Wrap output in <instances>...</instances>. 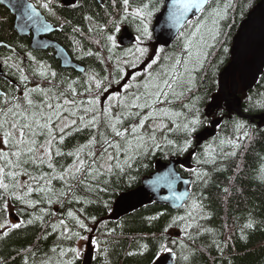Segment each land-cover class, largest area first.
Here are the masks:
<instances>
[{
	"label": "snow or ice",
	"instance_id": "1",
	"mask_svg": "<svg viewBox=\"0 0 264 264\" xmlns=\"http://www.w3.org/2000/svg\"><path fill=\"white\" fill-rule=\"evenodd\" d=\"M71 2L75 6V0ZM116 3L117 0H112L114 7ZM159 4L160 0H139L133 7L132 0H122L118 18L111 17L98 24L92 16H85L84 19L91 25L87 34L72 26V33L88 36L98 48L109 53L104 57L101 51L85 49L83 42L74 35L73 47L78 50V55L95 56L101 63L108 64L117 46L109 25L119 32L121 23H136V43L126 50L124 56L116 59L113 69L108 70L106 76L94 70L85 71L83 78L63 76L38 59L32 51L25 54L27 62L18 55L15 59L6 56L0 60V65L6 69L0 72V79L4 80L7 88L6 91L0 89V194H3L0 196L3 205L0 216L8 210V200L18 201L25 209H35L38 203H47L49 207L54 203L62 206L66 200L80 203V190L113 192L116 185L125 179L129 183L135 181L133 172H137L141 165L146 167L144 160L149 155L165 148L180 154L192 147L198 130L204 124L201 118L204 114L199 107L203 97L196 94L198 74L205 69L209 50L222 46L221 37L225 33L221 21L234 5L231 0L223 8L219 0H174V10L170 13L174 25L180 24L192 10L200 12L201 16L188 32L182 30L178 33L182 46L178 52L169 54L162 48L145 45V40L151 39L148 22L159 11ZM40 7L55 14L52 0H42ZM28 8L33 6L28 5ZM65 23L71 24L70 21ZM188 23L185 21V25ZM44 28L47 30V25ZM223 50L228 52L226 47ZM8 76L15 77V80L9 81ZM220 100L227 101V97L221 94L216 98L215 107L218 109ZM211 115L209 111L207 116ZM223 117L221 112L220 118ZM234 123L237 129L244 127L240 121ZM85 130L89 133L87 141L65 151L66 139ZM170 133L178 134L182 143L169 138ZM244 135L246 137L247 133ZM238 146V143L233 144V147ZM67 158H71L70 164L60 163ZM212 162L215 163V160ZM207 176V172L196 171L198 181L207 183ZM112 177L116 179L112 180ZM162 178L165 177L158 174L156 180ZM56 181L60 182L59 188L55 186ZM227 192L228 189H225ZM34 194L38 200L31 198ZM83 202L94 201L85 199ZM95 202L99 203V200ZM78 211L83 216L84 210ZM51 214L44 212V215ZM67 217L84 232L93 231L86 220L95 222L94 216L81 219L68 211ZM43 219V215L33 216L27 221L10 225L4 221L0 223V235L7 236L9 230L33 224L36 220L43 222ZM184 220L185 217L173 218L155 238L156 264H171L173 257L190 264L193 253L188 251L187 241H195V236L189 231L193 225L185 224L181 228L185 233L183 238H173L170 231ZM58 223L64 238L83 240L94 247L99 245V240H93L79 231L73 232L64 219ZM253 226L251 220L244 225L249 229ZM196 227L199 234V226ZM56 228L57 225H52L53 231ZM141 248L145 252L149 250L148 244H142ZM68 251L72 260L66 264H75L76 261L88 264L89 257L84 256L79 247ZM100 251L97 247V255ZM52 252H57V248H53ZM66 254L63 249L59 250L60 257ZM45 264H51V258Z\"/></svg>",
	"mask_w": 264,
	"mask_h": 264
},
{
	"label": "trees",
	"instance_id": "2",
	"mask_svg": "<svg viewBox=\"0 0 264 264\" xmlns=\"http://www.w3.org/2000/svg\"><path fill=\"white\" fill-rule=\"evenodd\" d=\"M259 1L231 0L234 6L228 10L226 18L221 21L225 33L221 37L223 44L209 50L210 55L205 69L198 74L196 94L203 97L199 107L204 114L201 117L204 119V124L197 134L209 127L208 123H205V116L209 113L206 107L213 103L214 95L219 97L218 77L230 62L232 38L240 23ZM227 2L228 0H219L222 8ZM87 11L88 14L101 17L100 7L91 1L88 9L72 13L69 21L78 27H83V16ZM200 16L201 14L191 20L183 31L188 32ZM182 43V38L177 37L169 50L172 53L178 52ZM225 47L228 48V52H224ZM52 65L55 69V64L52 63ZM7 78L10 81L15 80L12 76ZM239 95L242 100L243 114L263 115L264 71L251 91L244 93L240 90ZM221 112L225 116L214 138L197 149L196 139H194L192 147L185 153L177 154L165 148L154 155H149L144 160L146 167L141 165L137 172H133L136 176L135 181L129 183L125 179L116 185L113 192L90 193L80 190L78 192L82 201L80 203H69L66 200L62 206L54 203L51 207L47 203H38L35 209H25L24 205L18 201L8 200L9 208L3 216H0V223L11 219V215H16L19 221H27L33 216L41 215L44 219L43 222L36 220L33 224H25L19 229L9 230L7 236L0 235V264H25V262L45 264L50 258L51 264H58V262L66 264L67 261L72 260V254L68 251L70 248L79 247L84 254L82 245L85 241L75 238L66 239L61 235L58 223L60 219H64L73 232L79 231L85 236H91L93 240L100 241L98 246L92 245L94 252L92 264H105V258L107 264H153L156 261L154 253L157 248L155 238L159 237L163 228L176 217H185V220L170 230L173 238H183L185 233L181 231V228L185 224L193 225L189 231L195 236V241H187L188 251L193 253L190 264H264V180H262L264 177L262 172L264 170V125L252 124L233 114L226 115L222 104L217 112L219 114L212 111L211 116L220 118ZM235 121L242 122L244 127L237 129ZM88 135L87 130L82 133H73L66 139L64 150L68 151L77 144L85 143ZM169 138L182 143L178 134L170 133ZM236 143L239 146L233 147ZM192 151H195V154L191 158L190 168L177 169L182 177L192 180L190 198L180 210L173 211L153 203L118 220L110 219L118 197L138 188L142 180L154 172L158 160L166 162L172 157L184 159ZM233 152L235 155H231ZM213 159L215 163L212 162ZM71 162V158L60 161L62 164ZM192 170L207 172L208 176L205 177L207 183L198 181L196 171ZM55 186L59 188L60 182L56 181ZM225 189H228L227 193ZM31 198L39 199L35 194ZM85 199H91L94 202L84 203ZM97 199L99 203L95 202ZM2 207L0 203V208ZM79 209L84 210L83 216ZM45 211L53 214L44 215ZM68 211H72L81 219L94 216L95 222L91 219L86 220L88 227L93 231L88 233L77 228L75 222L67 217ZM161 213L163 215H160ZM151 217L159 218L152 220ZM249 220L254 222V226L250 229L244 227ZM52 225H57L55 231ZM197 225L199 234H197ZM205 229L209 231H204ZM142 244H148L149 250L145 252L141 248ZM97 247L101 249L99 255H97ZM53 248H57V252L53 253ZM60 249L67 253L66 256H59ZM129 253L133 254L129 255ZM177 253L179 254V249ZM175 263L184 264L182 260L176 258ZM75 264H79V261Z\"/></svg>",
	"mask_w": 264,
	"mask_h": 264
},
{
	"label": "water",
	"instance_id": "3",
	"mask_svg": "<svg viewBox=\"0 0 264 264\" xmlns=\"http://www.w3.org/2000/svg\"><path fill=\"white\" fill-rule=\"evenodd\" d=\"M162 1L165 2V8L155 19L153 36L159 46L167 48L176 40L178 33L184 29L186 26L185 21L190 22L198 17L200 12L192 10L185 15L180 24L174 25L170 16L171 11L174 10V0ZM0 3L16 17L15 30L21 36L28 29L40 30L45 29L44 25H48L39 12L34 8H28V5L31 4L26 0H0ZM26 18L32 20L34 25L30 21L26 22ZM3 46V44H0V47ZM33 48L37 50L54 49L57 51V59L62 62L64 67H74L63 50L47 40H40L37 34L33 39ZM230 56V63L219 75V96L221 94L225 95L227 101L220 100L219 103L222 102L228 115L233 114L252 124L257 123V125L262 126L264 125V114L247 116L242 113V100L239 91L242 90L246 93L252 90L264 71V0H260L239 25L232 41ZM0 72H2L1 68ZM214 109H217L215 105L209 106L207 110L212 111ZM222 122L223 119L215 118L211 121L209 127L196 135V149L215 137L217 128ZM194 154L195 151H192L184 159L172 157L167 162L158 160L154 172L145 177L138 188L118 197L113 206L110 219L118 220L153 203L173 211L180 210L190 198L192 180L188 177H182L177 169L179 167L189 169ZM158 174H162L165 178L157 181ZM185 181L190 183H185ZM167 185H170V187ZM10 217L13 221L18 222L15 215ZM93 253L92 244L87 243L84 256L89 257L88 264L93 262ZM153 264H156V261ZM171 264H176L175 257H173Z\"/></svg>",
	"mask_w": 264,
	"mask_h": 264
},
{
	"label": "flooded vegetation",
	"instance_id": "4",
	"mask_svg": "<svg viewBox=\"0 0 264 264\" xmlns=\"http://www.w3.org/2000/svg\"><path fill=\"white\" fill-rule=\"evenodd\" d=\"M26 1L29 4H31L33 8L37 12H39V14L48 23L47 30L28 29L21 36L15 30L16 17L10 12V10L7 7L3 6L0 3V44L4 45L3 47H0V60H3V58L6 56H13V58H15L18 55L19 57H22L25 62H27V56L25 54L28 51H32L33 54L37 56L38 59L45 61L47 64L51 65L52 67H53L52 63H54L55 70L63 76H68L71 77L72 79H77L78 77L83 78L85 75V71L90 72L93 70L99 74H102L103 76H106L108 74V70L113 69L116 59L124 56L126 54V50L128 48L133 47V45L136 43L135 37L138 35L136 31V23L129 21H125L121 23L119 25L120 27L119 32H116L114 29H112L111 25H109V30L111 31L112 35L116 37L117 46L113 50L112 61L108 64H104L101 63L100 60L97 59L95 56L81 57L80 55H78V50H74L73 47L74 41L72 37L74 35L77 40H81L83 42L85 49L91 48L93 51H101V55L104 57L109 56V53L106 50H101L100 48H98L96 44L92 43V40H90L88 36H80L78 34L72 33L71 31L72 26L78 27L75 23H71V24L65 23V21H69L70 15H72V13L76 11H80L82 9H88V7L91 6V1H93L95 4H97L100 7L102 13H101V17H96L94 15L88 14L89 13L88 11L84 13L83 27H79V28L82 30V32L87 34L88 28L91 25L87 20L84 19L85 16H92L94 18V21L98 24L105 23L111 17L118 18L119 10H122V0H117L115 7L112 4V0H75V6H73L71 0H52V5L55 14H52L48 10H45L40 7V3L42 2V0H26ZM138 3L139 0H132L133 7H135L136 4ZM164 8H165V2L160 0L159 11H156L154 15L151 17L150 21L148 22L149 31L151 32V39L145 40V45L149 47H155L157 49L162 48L166 53L171 54L172 51H170L169 49L173 44L167 48L159 46L156 43V40L154 39L153 36V25L155 19L164 10ZM29 21L34 25V22L32 20H28L26 18V22ZM61 28H63V30H61ZM36 34L39 36L40 40H47L48 42L53 43L57 48L63 50L66 53V55L69 57V61L74 65V67H64L62 65V62L57 59V51L54 49L51 48H48L46 50L34 49L33 39L35 38ZM94 38L95 37H93V39ZM131 39L133 40L131 41ZM8 48L13 49L14 51L9 50ZM0 68L2 72L6 71L3 65H0ZM7 79L10 81L9 78ZM217 86H218V82H217ZM0 89H3L5 91L7 90V88L4 86L3 79H0ZM216 98L218 97L214 95L213 103L208 105L207 107L214 106L216 104ZM218 110L219 109L217 108L212 111L214 113H217ZM218 114L219 113H217V115ZM226 115L228 114L226 113ZM214 118H218V117L209 116L205 120V123H208L209 125L212 119Z\"/></svg>",
	"mask_w": 264,
	"mask_h": 264
},
{
	"label": "rangeland",
	"instance_id": "5",
	"mask_svg": "<svg viewBox=\"0 0 264 264\" xmlns=\"http://www.w3.org/2000/svg\"><path fill=\"white\" fill-rule=\"evenodd\" d=\"M230 49H231V48H230ZM7 222L9 223V225H10L11 223H16V222L12 221L10 218L8 219ZM85 243H86V242H83V245H82V246H83V250H84V252H85V248H86V247H85Z\"/></svg>",
	"mask_w": 264,
	"mask_h": 264
}]
</instances>
